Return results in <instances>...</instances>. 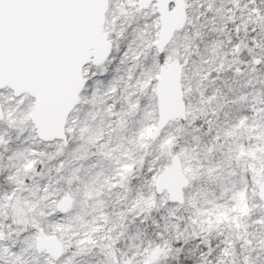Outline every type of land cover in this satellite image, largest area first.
<instances>
[{
    "label": "snow or ice",
    "instance_id": "1",
    "mask_svg": "<svg viewBox=\"0 0 264 264\" xmlns=\"http://www.w3.org/2000/svg\"><path fill=\"white\" fill-rule=\"evenodd\" d=\"M0 264H264V0H0Z\"/></svg>",
    "mask_w": 264,
    "mask_h": 264
}]
</instances>
